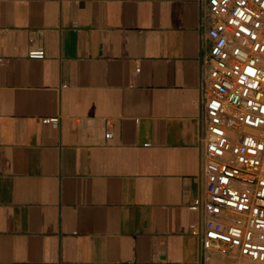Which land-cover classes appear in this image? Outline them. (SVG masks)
I'll return each mask as SVG.
<instances>
[{"label":"crops","instance_id":"1","mask_svg":"<svg viewBox=\"0 0 264 264\" xmlns=\"http://www.w3.org/2000/svg\"><path fill=\"white\" fill-rule=\"evenodd\" d=\"M212 23L209 0H0V264L237 263L191 232Z\"/></svg>","mask_w":264,"mask_h":264},{"label":"built area","instance_id":"2","mask_svg":"<svg viewBox=\"0 0 264 264\" xmlns=\"http://www.w3.org/2000/svg\"><path fill=\"white\" fill-rule=\"evenodd\" d=\"M209 11L200 137L205 196L191 205L202 215L191 232L203 255L264 264V0H209ZM28 56L43 58L45 50Z\"/></svg>","mask_w":264,"mask_h":264},{"label":"bare ground","instance_id":"3","mask_svg":"<svg viewBox=\"0 0 264 264\" xmlns=\"http://www.w3.org/2000/svg\"><path fill=\"white\" fill-rule=\"evenodd\" d=\"M250 264H257V263H254V262H250Z\"/></svg>","mask_w":264,"mask_h":264}]
</instances>
